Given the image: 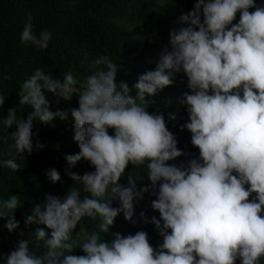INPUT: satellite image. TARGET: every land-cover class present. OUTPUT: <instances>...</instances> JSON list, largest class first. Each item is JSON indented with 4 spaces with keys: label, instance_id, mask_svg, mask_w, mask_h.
Instances as JSON below:
<instances>
[{
    "label": "clouds",
    "instance_id": "9594fccd",
    "mask_svg": "<svg viewBox=\"0 0 264 264\" xmlns=\"http://www.w3.org/2000/svg\"><path fill=\"white\" fill-rule=\"evenodd\" d=\"M177 23L182 26L171 31L156 69L140 74L131 86L117 83L119 65L109 56L93 62L96 70L79 90L71 71L61 82L37 69L21 84L19 105L33 111L27 118L18 117L17 107H12L0 120L3 129L14 128L9 154L13 149L31 154L34 147H44L33 144L35 120L50 124L57 117L68 118V111L50 110L46 92L57 103L76 96L78 107L70 114L79 152L65 160L70 167L88 161L94 171L68 172L70 179L82 183L88 194L84 198L75 187L63 198L47 195L46 203L35 205L26 217V225L49 230L38 227L34 232L43 241V255L31 252L29 241L21 240L0 256L3 264H260L264 259V5L255 0H195ZM50 39L47 30L33 31L29 14L21 42L44 50ZM180 73L190 90L180 101L189 121L182 129L191 133V144L199 149V157L186 167L166 163L184 153L164 115L149 113L152 101L146 99L171 86ZM5 99L0 94V107ZM169 118L176 116L169 113ZM3 164L13 171L20 168L13 159ZM129 164L146 166L156 195L151 207L160 218L151 222L162 237L156 248L143 230L126 236L113 233L111 240L102 235L121 213L135 223L133 201L149 191L147 186L138 188L141 177L131 173L127 186L120 183ZM46 175L54 184L61 180L54 168ZM20 207L17 195L0 200V219L10 233L19 227L15 213ZM85 217L98 221V231L80 228L84 240L73 242L72 234ZM75 249L84 255H73Z\"/></svg>",
    "mask_w": 264,
    "mask_h": 264
},
{
    "label": "trees",
    "instance_id": "16d2710c",
    "mask_svg": "<svg viewBox=\"0 0 264 264\" xmlns=\"http://www.w3.org/2000/svg\"><path fill=\"white\" fill-rule=\"evenodd\" d=\"M174 2L183 10V14L192 10L195 4V0ZM255 3L264 5V0H255ZM130 12L145 32L158 42L160 51L169 45L171 31L182 26L177 23L182 14L171 13L159 0H0V94L6 96L5 105L0 107V120L6 117L7 109L12 107H17L18 117L27 118L33 111L30 106L19 105V91L21 84L37 69H43L45 74L61 82L62 75L71 71L78 79V90L80 84L95 72L93 62L102 56H109L119 65L117 83L126 81L131 86L140 74L154 71L157 62L148 61L146 50L123 22ZM29 14L35 33L47 30L51 34L47 49L41 50L21 42V32ZM238 21L239 13L234 23ZM186 92L189 90L181 89L173 83L158 91L155 96L146 97L152 101L147 109L149 113L164 115L167 128L176 137L178 149L184 153L166 162L177 167H186L191 159L199 157V149L191 144V133L182 129V125L189 122L186 107L180 103ZM45 95L51 111H68L69 116L63 121L57 117L50 124L38 120L33 122V144L38 141L44 145L42 149L34 147L31 154L25 151L21 155L13 149L10 155L9 146L14 142L9 134L14 128L5 130L0 126V200L17 195L21 202V207L15 213L19 227L14 232L10 233L4 227L6 221L0 219V256L8 254L21 240L26 239L30 251L42 256L44 244L36 239L34 232L38 227L49 230L44 225L25 224L31 209L37 204L46 203L47 195L63 198L72 187L81 190V198L88 195L83 192L82 183L70 179L68 172L83 175L91 173L94 168L85 160L70 167L65 160L66 155L79 152L78 143L73 139L74 121L70 114L72 108L78 107V98L73 96L70 102L60 99L57 103L55 95L47 92ZM169 113L174 114L176 119L171 120ZM8 159H13L20 168L13 171L6 167L3 161ZM53 168L61 176V180L55 184L46 175L47 170ZM146 171V166L134 168L131 164L126 169L121 184L127 186L128 174L131 173L137 178L141 177L137 181L138 188L147 186L149 191L143 194L142 199L133 201L135 223L126 221L123 213L119 214L109 233L102 234L106 240H111L113 233L126 236L143 230L148 233L149 242L154 248L162 243V237L151 222L152 217H160L158 211L151 207L156 195ZM112 206L119 207V201H113ZM141 213H144L143 217ZM97 224L98 221L89 217L83 218L72 234L73 242H83L80 228L91 233L98 231ZM21 232L23 235H20ZM72 254L84 255L81 249H75ZM0 264H3L2 260ZM260 264H264V259Z\"/></svg>",
    "mask_w": 264,
    "mask_h": 264
},
{
    "label": "rangeland",
    "instance_id": "374dc122",
    "mask_svg": "<svg viewBox=\"0 0 264 264\" xmlns=\"http://www.w3.org/2000/svg\"><path fill=\"white\" fill-rule=\"evenodd\" d=\"M160 4L167 8L171 13L176 15L183 14V10L177 6L175 2L172 0H159ZM129 31L132 33L135 40H137L141 46L146 50L148 54L149 62H157L159 58L160 45L156 40H154L148 33L145 32L140 23L136 20L135 16L130 12V14L123 21ZM173 83L185 90H189L187 88V78L182 74H177L174 77ZM190 91V90H189Z\"/></svg>",
    "mask_w": 264,
    "mask_h": 264
}]
</instances>
